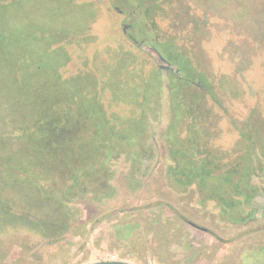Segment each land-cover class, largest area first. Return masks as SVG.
<instances>
[{
    "label": "rangeland",
    "instance_id": "1",
    "mask_svg": "<svg viewBox=\"0 0 264 264\" xmlns=\"http://www.w3.org/2000/svg\"><path fill=\"white\" fill-rule=\"evenodd\" d=\"M4 1L0 0V156L10 160L0 172L24 173L12 176L46 197L45 185L53 177L44 166L54 164V159L43 144L48 140L44 126L54 111L62 109L64 94L77 92L72 89L80 83L77 78L63 79L86 61L93 70L95 55H100L97 61H107L108 52L120 47L138 54L146 69L160 61L155 49L136 45L123 31L127 17L114 7H122L120 0ZM158 2L154 34L174 36L191 66L209 75L216 91L220 93L222 85L225 89L229 114L215 109L221 114L215 144L229 152L237 142L229 117L237 119L242 130L250 109L255 110L257 125L264 122V0ZM140 16L137 12L136 21H141ZM82 31L87 44L68 46L71 57L59 75V41L68 45ZM166 79L164 73L161 107L147 131L150 155L134 163L118 154L93 179L74 182L66 199L72 179L59 177V220L54 225L46 221L57 218L52 203L43 201L40 211H35L28 206L30 196L22 205L11 193H0V264L110 259L134 264H264V250L247 247L248 235L259 227L256 222L220 220L215 202L203 201L194 187L175 192L167 186ZM71 140L59 141L63 144L59 155L64 147H71ZM4 145L7 153L2 152ZM4 185L0 178V187ZM179 215L207 226L213 235L179 220Z\"/></svg>",
    "mask_w": 264,
    "mask_h": 264
},
{
    "label": "trees",
    "instance_id": "2",
    "mask_svg": "<svg viewBox=\"0 0 264 264\" xmlns=\"http://www.w3.org/2000/svg\"><path fill=\"white\" fill-rule=\"evenodd\" d=\"M158 1L161 0L147 1L146 11L140 14V22L135 20V25L141 30L139 32L140 39L142 35L141 40L153 43L152 48L167 63L169 60L176 62L177 74L174 75L170 69L160 68L156 60L149 69H146L145 60L138 59V54L131 50L125 51L121 47L113 49L111 53L108 52L107 61H97L100 55H95L93 70L87 66L86 61L82 64L83 68L77 71L78 74L75 72L63 79L66 81L68 78L73 80L77 78L80 83L78 87L74 85L72 90L78 91L64 94L66 99L62 109L59 113L54 111L44 126L48 140L43 144L54 159V164L44 166L53 177L52 181L45 185L49 194L43 197L40 189L26 186L12 176L13 174L23 176L24 173L0 172V178L5 181V185L0 187V193L4 194L5 191L11 193L22 205L25 196H30L28 206L35 211H40L44 202L52 203L54 207L52 215L57 218L53 221L46 220L47 225L59 220V177H66L72 179L71 183H77V180L93 179L102 171L106 162L118 154H124L134 163H139L143 157L150 155V147L146 143L147 131L150 121L159 111L164 73H168L165 85L167 94L170 89L173 91L170 95L175 106V116L167 126L166 137L172 162L167 170L168 184L177 191H184L191 184H196L202 195L220 202L225 220L231 219L236 209L237 204L233 195L237 192V183L230 168L223 170L229 166L227 162L214 157L207 159L200 157L198 152L192 153L193 143H190L186 135H180L186 115L185 106L188 105L186 86L189 80L185 77L193 73L194 68L183 48L175 44L174 36L158 34L159 40L156 41L151 25L157 29L152 11L160 6ZM4 3L2 4L5 5ZM92 18L93 11L85 18V24L87 25ZM87 39L85 32L82 31L77 36H72V44L64 45L59 41V75L71 57L68 46L80 47L87 44ZM50 43L54 45L56 41ZM69 88L71 89L70 85ZM85 89L89 93H86ZM86 99L87 102H84ZM103 99H106V102ZM84 136L90 138L85 139ZM67 139L71 140V147H64L62 150L64 154L59 155V148ZM1 148L3 153H7L5 145ZM0 157H2L0 166L10 160L7 155ZM69 187V194L63 197L65 199L69 197L75 185L70 184Z\"/></svg>",
    "mask_w": 264,
    "mask_h": 264
},
{
    "label": "flooded vegetation",
    "instance_id": "3",
    "mask_svg": "<svg viewBox=\"0 0 264 264\" xmlns=\"http://www.w3.org/2000/svg\"><path fill=\"white\" fill-rule=\"evenodd\" d=\"M147 1L149 0H120L121 6L114 5L115 9L126 15L128 22L124 23V32L129 33V37L136 45L147 44L153 47V43L150 41L141 40L139 38V32L141 30L134 26V21L137 17V12L143 14L146 11ZM133 6V7H132ZM156 8L152 12H155ZM134 18V19H131ZM131 21V22H130ZM134 28V31L131 29ZM153 33L157 32L154 25H151ZM156 41L159 40L158 35L154 34ZM177 45L176 39H174ZM189 59V58H188ZM191 62L192 60L189 59ZM170 62V63H169ZM169 66L167 69L173 71L174 75L177 74L176 62L169 60ZM192 64V63H191ZM161 68V67H160ZM163 69V68H162ZM164 69V70H167ZM166 74V73H165ZM168 74V73H167ZM166 74V75H167ZM189 80L186 86L188 93V105H186V115L182 122V131L180 135L188 137L190 143H193L192 153H199L203 158H216L222 162H227L229 166L223 170L231 169L235 176L237 183V192L234 193V198L237 204L236 209L232 213L229 222L246 224L247 222H256L259 227L253 229L248 235L249 249L257 248L258 250H264V127L261 126L264 122L260 121L256 124L255 110H249L248 114L243 118L242 124L244 129H241L237 119L229 117V122L237 131V142L234 148L229 152H224L215 144V139L220 133L218 128V120L221 118V114L216 112V107L222 110V114H229V110L224 105L223 97V85L220 86V93L214 89V85L205 72L194 68L193 73L187 74L185 77ZM203 86V89H202ZM231 91H235L234 88H230ZM168 103H169V120L166 126H168L174 119L175 106H173L171 98V89L168 91ZM174 95V94H172ZM174 98V96H173ZM159 105V109H160ZM263 119V118H262ZM163 133L161 132V137ZM166 145L167 156L169 158V164L165 170L166 184L175 192H185L191 187H194L198 195L203 201L213 200L218 208V218L224 220V212L222 205L216 199L212 197H205L202 195L196 184H191L184 191H177L168 184L167 170L172 165L166 139H163ZM74 181V180H73ZM78 181V180H77ZM74 183V182H73ZM72 183V185H73ZM181 221H187V224L194 228L200 229L202 232L209 233L207 226H199L191 220H184L183 216H177ZM236 217V218H235ZM235 219V220H234ZM237 219V220H236ZM227 220V219H226ZM213 235V234H212ZM246 242H244V245ZM260 247V248H259ZM254 249V250H255Z\"/></svg>",
    "mask_w": 264,
    "mask_h": 264
},
{
    "label": "water",
    "instance_id": "4",
    "mask_svg": "<svg viewBox=\"0 0 264 264\" xmlns=\"http://www.w3.org/2000/svg\"><path fill=\"white\" fill-rule=\"evenodd\" d=\"M143 47L145 48L146 46H143ZM158 57H159V61H160L159 66L163 69H167L169 66L167 61H165L163 58H161V56L159 54H158ZM84 264H134V263L127 261V260L110 259V260L93 261V262L84 263Z\"/></svg>",
    "mask_w": 264,
    "mask_h": 264
}]
</instances>
